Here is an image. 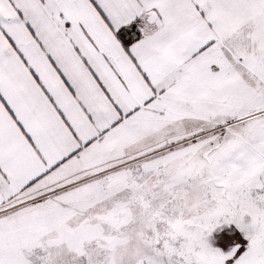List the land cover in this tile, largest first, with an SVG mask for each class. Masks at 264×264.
I'll return each mask as SVG.
<instances>
[{"label": "snow or ice", "instance_id": "snow-or-ice-1", "mask_svg": "<svg viewBox=\"0 0 264 264\" xmlns=\"http://www.w3.org/2000/svg\"><path fill=\"white\" fill-rule=\"evenodd\" d=\"M0 264H264V0H0Z\"/></svg>", "mask_w": 264, "mask_h": 264}]
</instances>
